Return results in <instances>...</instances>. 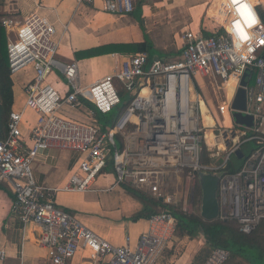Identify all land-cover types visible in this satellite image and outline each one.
I'll use <instances>...</instances> for the list:
<instances>
[{"label":"built area","instance_id":"obj_1","mask_svg":"<svg viewBox=\"0 0 264 264\" xmlns=\"http://www.w3.org/2000/svg\"><path fill=\"white\" fill-rule=\"evenodd\" d=\"M31 1L39 7L40 0ZM102 1L105 13L128 16L148 0ZM77 2L90 5L95 0ZM260 2L222 0V20L209 17L217 30L206 26L186 29L177 57L154 60L148 53H139L121 60L114 55L112 74L88 87L81 85L77 62L57 61L60 42L55 27L44 17L34 11L19 25L17 10L0 12L3 26L15 35L8 45L12 76L30 67L34 70L33 79L24 86L25 106L12 111L6 137L0 128V186L13 191V212L20 221L41 230L39 243L51 264H72L80 251L87 253L88 264H159L174 242L178 222L170 210L148 219V230L134 247L129 237L119 247L57 206L56 192L91 191L111 161L116 186L179 205L186 213L195 202L198 174L224 173L218 190L220 219L238 222L247 235L264 221V21ZM55 69L62 70L67 91L50 82ZM247 73L244 114L254 117V127L236 125L237 131L232 126V105ZM198 78L214 79L223 92L224 101L217 109L222 125L205 124L201 104L206 102L200 97ZM231 80L234 89L229 98ZM121 90L128 94L130 105L108 131L97 122L86 124L68 116V109L80 110L87 103L94 108L88 117L110 114L122 102ZM28 111L38 115L30 131V147L22 133ZM117 137L121 147L116 146ZM249 143L255 148L246 154ZM204 145L207 165L201 163ZM52 149L81 155L77 171L58 189L38 186L34 176L35 160ZM238 151L243 152L244 163L232 173L228 167ZM6 257V250L0 249V261ZM230 259V251L215 248L203 264H227Z\"/></svg>","mask_w":264,"mask_h":264},{"label":"crops","instance_id":"obj_2","mask_svg":"<svg viewBox=\"0 0 264 264\" xmlns=\"http://www.w3.org/2000/svg\"><path fill=\"white\" fill-rule=\"evenodd\" d=\"M171 1L165 0V3L163 2L162 4ZM95 2L90 5H80L77 0H40V5L37 7L31 0H1L0 12L7 13L17 10L18 14L15 17V21L19 25L34 11L44 17L55 27L56 40L60 42V45L63 42L68 45L67 48L71 58L67 62L61 59H57V61L61 64L77 62L79 64L81 85L88 87L105 76L112 74L115 67L114 55H117L121 60L124 57L135 55L115 52L100 56H90L88 55L90 52L106 46L120 45L118 48H121L123 47L121 45L143 43L146 40V35L152 41L148 31H144V33L139 35L140 39L138 40L131 39L134 37L132 28H138L147 23L146 9H152L153 7L148 4L150 0L145 3H139L135 13L128 16L107 14L103 10V1L101 0V3H99L97 0L96 4ZM154 4L158 5L157 2H154ZM219 4L220 1L216 0L212 5V9H217ZM260 4L263 5L261 2ZM168 6H172L171 3ZM156 8L158 9V7ZM66 27L67 31L65 30ZM4 29L9 45L10 40L15 35L12 29L7 27H4ZM183 45L184 42L182 41L178 53L169 57H177ZM156 51L159 55L154 58L168 57L157 49ZM29 70L34 77L32 67ZM57 73L62 75V81L57 79ZM14 77L15 75L12 76L14 82V105L12 111H22L26 100L24 86L28 81H21L17 86ZM50 82L62 92L67 91V84L62 70L55 69L50 77ZM231 85H234L233 80ZM90 110H94V108L92 106L90 108L88 104H85L80 110L68 109V116L78 121H84V117L87 118ZM119 117L110 123L109 129L114 126ZM37 119L38 115L31 111L26 112L24 115L22 133L23 139L29 147L31 146L30 131L36 124ZM89 119L100 124L103 129V124L100 122L98 114H95L93 118L89 117ZM116 146L119 147L117 141ZM80 161L81 155L76 151L61 149L43 151L33 164L36 184L47 189L63 187L67 184L70 175L77 171ZM115 184L116 175L108 167L103 175L99 177L93 189L87 193L56 192V204L62 210L77 217L85 226L111 244L122 247L126 244V238L129 237L131 238V246L134 247L139 237L149 227L148 219L146 218L133 220L134 216L143 211L144 205L125 186H116ZM14 199L13 191L9 187L1 185L0 249L6 250L7 257L5 260L0 261V264H51L47 250L39 243L41 230L35 224L25 225L20 221L18 215L13 212ZM182 245H184L183 250L179 251ZM203 248L204 243L200 238L177 234L159 264L204 263L205 261L202 262L204 258L201 255ZM87 257L88 255L85 251H80L72 264H88L90 261Z\"/></svg>","mask_w":264,"mask_h":264},{"label":"trees","instance_id":"obj_3","mask_svg":"<svg viewBox=\"0 0 264 264\" xmlns=\"http://www.w3.org/2000/svg\"><path fill=\"white\" fill-rule=\"evenodd\" d=\"M259 11L264 21V10L260 9ZM1 18L2 17L0 16V128L2 131V137L4 138L8 132V123L14 105V82L9 66L7 35L2 26ZM118 46L120 45L102 47L93 50L88 55L100 56L115 52L123 54L148 53L151 59L159 55L147 35L146 40L143 43L121 45L123 46L121 48H118ZM123 92L124 91L122 90L120 91L122 97L120 106L125 99ZM87 104L91 108V105L89 103ZM129 105L130 101L124 104L122 109H119L118 111L117 109L120 106L110 114L103 115L99 113L98 118L103 124V130L108 131L110 123L115 121L120 114H123ZM117 139L120 140V137H117ZM233 161L235 162L230 163L228 168L230 172L235 173L240 170L244 160L236 157ZM201 163L203 165L210 163L206 145L203 146ZM125 188L137 196L144 205L143 211L134 216L133 220H139L142 218L149 219L152 215L170 210L176 216L178 222L177 234L187 235L191 238H200L203 241L204 248L201 250V255L204 259L202 262L208 258L213 249L223 248L231 252V259L241 258L249 264H264V221L261 222L254 232L247 235L241 231L240 225L236 221H223L219 219L214 222H204L198 215L184 212L179 205H167L129 187ZM195 194L197 197L198 195H201L199 184L196 186ZM202 230L204 233H202Z\"/></svg>","mask_w":264,"mask_h":264},{"label":"rangeland","instance_id":"obj_4","mask_svg":"<svg viewBox=\"0 0 264 264\" xmlns=\"http://www.w3.org/2000/svg\"><path fill=\"white\" fill-rule=\"evenodd\" d=\"M165 0H154L148 2L149 6H153L152 9H146V25H141L138 28H132V33L134 34L132 40L140 39L139 35L144 33V31L150 32V37H152V42L155 48L165 56H170L172 54H177L181 45H182V37L183 33L186 29L189 30H198L203 29L204 26L210 30H217V27L214 26L209 17H213L218 21H221L223 16L222 13V0L220 1L217 9H212V5L216 0H172L171 2H167L166 4H162ZM169 1V0H168ZM258 2L259 0H255ZM101 3V0H98ZM157 2V6L154 4ZM212 2V3H211ZM97 3V0L95 4ZM165 3V2H164ZM172 6H168V5ZM211 3V4H210ZM263 6L260 8L264 10V0H261ZM168 4V5H167ZM261 5V4H260ZM148 6V7H149ZM211 6V9H210ZM158 7V9L156 8ZM68 45L66 42H63L60 45L56 59H61L64 61H68L70 59V52L68 50ZM32 75V76H31ZM32 72L27 69L25 71L16 74L14 77L17 86L21 81L30 82L33 78ZM57 79L62 81V75L57 73ZM27 82V83H28ZM199 85V94L200 97L206 102L207 109L209 111V116H211L215 122V125H222L223 121L220 115L217 112V109L220 104L224 101V94L217 89L216 81L212 78L197 79ZM26 83V84H27ZM25 84V85H26ZM125 95V99L123 100V104L117 109H122L123 105L130 101L128 94L123 92ZM227 123L230 122L229 117L226 116ZM80 121V120H79ZM82 123L91 124L92 119L84 117V121H80ZM231 125V124H229ZM232 126L235 127V130L238 131L235 122L233 121ZM210 137L211 135L208 134ZM117 144L121 147L120 141L117 139ZM255 148V145L249 143L245 147V153L248 154L251 150ZM235 158H233L234 160ZM231 163H234L233 161ZM242 160V159H241ZM212 163H216V161H211ZM114 162L111 161L109 165V170L116 175ZM200 203H201V195L196 196L195 202L192 208V211L189 214H196L200 217ZM181 208V206H180ZM177 237V234H176ZM179 237V236H178ZM184 245L181 246V250H183ZM227 264H249L241 258H232Z\"/></svg>","mask_w":264,"mask_h":264},{"label":"water","instance_id":"obj_5","mask_svg":"<svg viewBox=\"0 0 264 264\" xmlns=\"http://www.w3.org/2000/svg\"><path fill=\"white\" fill-rule=\"evenodd\" d=\"M157 59L158 57L154 58V60ZM248 78L249 74L247 73L232 105V116L236 125L253 128L254 117L244 114L247 110L246 90L244 88L248 84ZM236 156L239 159H243L244 155L242 151H238ZM223 175L224 173H209L205 171L198 174V184L201 189L200 218L204 222H214L220 219L221 210L218 190ZM159 202L164 203V200L159 199ZM202 233H204L203 230Z\"/></svg>","mask_w":264,"mask_h":264},{"label":"bare ground","instance_id":"obj_6","mask_svg":"<svg viewBox=\"0 0 264 264\" xmlns=\"http://www.w3.org/2000/svg\"><path fill=\"white\" fill-rule=\"evenodd\" d=\"M221 11H222L221 16H223L224 12H225V9L222 7ZM227 87H228L227 88L228 96H229V98H231L232 94H233L234 85L232 86L231 82H229ZM201 109H202V112H203V115H204L205 124L207 125V127H213L215 122H214L213 118L208 115V109H207L206 105L204 104V102L201 104ZM208 134H210V133H208Z\"/></svg>","mask_w":264,"mask_h":264}]
</instances>
